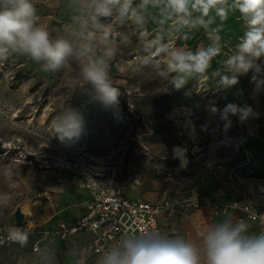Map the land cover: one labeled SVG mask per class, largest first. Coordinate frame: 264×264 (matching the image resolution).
I'll use <instances>...</instances> for the list:
<instances>
[{"label":"rangeland","instance_id":"374dc122","mask_svg":"<svg viewBox=\"0 0 264 264\" xmlns=\"http://www.w3.org/2000/svg\"><path fill=\"white\" fill-rule=\"evenodd\" d=\"M136 2L139 3V0ZM45 15L39 17V22L47 25L50 34L53 37L64 35V28L72 16L68 0H60V15H54V12ZM111 26L117 31L129 33L132 41L127 47L121 46L120 53L110 66L113 84L121 92L120 119L91 98L89 86H83V82L78 80L79 66L75 61L71 62L70 69L47 73L25 56L13 55L0 62V195L13 198L10 206L0 209V224L6 229L10 226L23 229L33 226L42 230L45 226L54 225L58 219L75 216L76 209L85 199L84 185L89 165L119 169L122 173L119 182L127 175L140 176L141 183L135 190L141 198L163 207L160 213L162 234L164 232L169 236H176V230L181 229L184 223V216L178 212L184 211L180 210V206L177 211L167 208L180 197L179 182L191 179L206 184L209 179L205 173L217 174L213 166L221 165L227 171L230 162L234 160L236 164L240 155V158L244 154L250 157V162L246 164L249 171L240 167L237 172H230L236 180L233 187L226 184V173L217 176L209 185L217 182L235 192L243 190L240 199L249 200L252 194L254 197L251 200L255 196L264 198V188H259L264 182L252 183L250 179L255 162L264 161V138L259 140L258 145H253L252 140L236 139L247 126L249 129L252 127L254 135L255 132L264 133V89L251 97L255 88L251 82L252 75L239 79L244 81L238 84L242 87L240 92L235 93L233 86L213 93L211 87L216 86V78L212 77V73L221 66L212 61L207 73L210 82L193 77L177 90L170 78L164 80L149 69L134 71L136 57L142 51L139 34L131 25L119 26L112 21ZM157 29L158 24L146 25L149 33ZM202 34L199 30L187 41L175 38L171 43L175 47L195 51L206 45ZM236 94L239 102L235 103L250 106L255 118L249 117L243 123L237 119L236 124L240 123V128L236 124L231 125L221 139L222 120L216 114L214 117L209 108L223 109L228 103H234ZM65 104L78 109L83 117L79 139L68 144L53 136L51 128L52 120ZM181 106L192 107L191 118L196 131L191 137L183 134L178 124L183 119L179 112ZM247 121L249 123L245 126ZM205 122H209L206 130ZM174 145L188 149L190 162L185 169L179 167L172 157ZM254 147L256 151L251 153L253 150L250 149ZM6 173H12V178H7ZM237 180L240 182L237 183ZM54 184H58L59 188L66 185L71 191H49L48 187ZM44 191L49 192V198H45ZM24 202H33L34 215L29 222L17 224L13 211ZM50 218L55 221L48 223ZM69 243L60 239V264H78L81 257L84 264H95L98 256L89 251L87 239L82 243L79 238H72L71 246ZM16 245L20 246H9Z\"/></svg>","mask_w":264,"mask_h":264},{"label":"clouds","instance_id":"9594fccd","mask_svg":"<svg viewBox=\"0 0 264 264\" xmlns=\"http://www.w3.org/2000/svg\"><path fill=\"white\" fill-rule=\"evenodd\" d=\"M68 6L72 16L64 35L53 37L47 25L39 22L33 0H0V62L13 55L25 56L47 73L70 69L75 61L78 80L89 86L91 98L120 119L121 92L113 84L110 66L121 46L132 41L129 33L112 27V21L134 26L139 34L142 51L134 71L149 69L164 80L170 78L179 90L189 79L207 74L212 61L224 54L220 27L213 25L235 12L245 30L235 50L212 73L216 89L232 88L249 72L255 91L264 89V0H68ZM150 19L158 24L152 33L146 30ZM199 30L209 42L195 51L171 43L175 38L187 41ZM209 111L220 115L225 129L231 126V116L243 123L252 115L250 106L235 103L222 110L211 106ZM51 128L61 143L74 142L82 133L83 117L78 109L65 104ZM6 177L11 179L12 173ZM12 200L0 195V209L10 206ZM6 233L7 241L22 247L29 241V231L21 227L10 226ZM51 260L47 248L36 252L35 264H51ZM78 264H84L83 257ZM95 264H264V232L251 233L245 220L231 217L210 224L196 241L145 226L103 249Z\"/></svg>","mask_w":264,"mask_h":264},{"label":"built area","instance_id":"2783aa9c","mask_svg":"<svg viewBox=\"0 0 264 264\" xmlns=\"http://www.w3.org/2000/svg\"><path fill=\"white\" fill-rule=\"evenodd\" d=\"M238 19L240 17L238 16ZM242 21V20H241ZM243 23V22H242ZM216 27V25H213ZM204 36V42L208 44V38L206 33L202 30ZM240 36L234 41L222 40L224 45L223 53L221 56H218L213 60L222 66V61L226 59V55L230 54L235 50V46L240 41ZM218 66V65H217ZM248 74L252 75L251 72ZM247 74V75H248ZM246 75V76H247ZM246 76H241V79H244ZM205 77H208L207 74L203 75L200 80L205 81ZM236 84L234 87L239 89L240 87ZM241 90V88L239 89ZM213 93L215 88H212ZM255 88L252 90L253 95H257ZM239 97L234 96V103L239 102ZM236 104V103H235ZM242 106V104H240ZM221 107V104L219 105ZM222 110V108H220ZM213 115V114H212ZM215 117V115H213ZM217 118H220V115L216 114ZM230 117L231 125H235L238 121V118L235 116ZM168 119V116H165ZM221 128V139L225 137L224 134L229 130L225 129V122L220 121ZM237 125V124H236ZM248 125V121L245 122V126ZM240 137H243V134L250 136L252 133L249 129V126L245 127V130L242 131ZM234 150L237 152L236 147ZM250 162V157L242 162L234 164L232 166L231 172L240 167L244 168L246 171H249L246 164ZM217 168H220L218 165ZM88 177L85 182V199L83 203L79 206L77 216L70 220L59 219L52 226H45V229H39L37 227L29 226L24 228L29 231V241L32 251H38L40 249L39 240L36 237L42 236L44 234L53 233L60 239H68L74 234L84 233L89 234L90 239L88 241V249L91 253L99 255L101 251L107 248L109 245L117 241L121 236L126 233L138 232L142 227H154L162 233L159 217H160V206L155 203L138 199L130 198L125 195L124 190L127 186L137 187L141 183V177L133 174L122 181H118V178L122 175L121 171L115 167L103 168L99 166L89 165L87 169ZM259 188L262 187V184L259 185ZM240 196L244 193L243 190L237 192ZM250 196L249 200H251ZM243 202L242 209L244 210L246 217L250 220L257 221L260 225V232H264V204L260 205L261 210H255L252 208L249 200L241 199ZM254 200V199H253ZM208 201L207 196L196 195L192 197L189 201L188 207L196 208ZM168 205V204H166ZM225 204L222 202H213L212 207L214 210H222ZM173 208L175 205L172 202L168 205L167 208ZM6 228L0 224V247L9 246L17 243H12L6 239ZM33 235H35L33 237Z\"/></svg>","mask_w":264,"mask_h":264},{"label":"crops","instance_id":"0c3cea01","mask_svg":"<svg viewBox=\"0 0 264 264\" xmlns=\"http://www.w3.org/2000/svg\"><path fill=\"white\" fill-rule=\"evenodd\" d=\"M33 2L35 6L37 7L39 17L46 16L45 13L47 12L49 13L54 12V15L56 14L60 15V0H33ZM54 8H57V10ZM52 9H54L55 11H50ZM151 12L153 14H156L155 9H152ZM238 16H239L238 13L233 12V13H230L227 16V18L224 19L223 21H220L219 19H217L214 25L216 26L219 25L220 27L221 40H227V41L232 42L236 40L239 36L240 37L243 36L245 28H244L242 21L238 19ZM147 24H157V23L150 19ZM202 37H203V34H202ZM203 42H204V39H203ZM262 61H264V59H262ZM208 81L210 82V80ZM257 93L258 92H256V94ZM190 109H192V107ZM255 110L259 114V111L257 109ZM250 118L253 119L255 117L251 115ZM204 125H205L204 130H206V128L209 125V122H205ZM251 133L252 134L250 136L243 134V135H246V137L244 136L240 137V134H239L236 137V139L239 141H241V139L245 141L252 140L253 145H258L259 140L264 138V133H262L261 135L260 133L258 134L257 132H255V135H254L252 131ZM250 150H253L251 151V153H255L256 151L255 147ZM245 155L246 154H244L242 158H240L241 156L240 155L239 158L237 159L238 162L236 163H239L242 159L243 160L246 159ZM235 156H236V153H234L233 157ZM252 156L254 157L255 154ZM233 161L230 162L231 164L230 166L228 165L226 167L227 171L221 165L219 169H217L216 166H213V170H217V174H213L211 172L205 173V177L209 179V181L206 184H201L191 179L186 180L184 182H179L178 192H179L180 197L174 200L172 204H174L175 207H177V208L174 207V210L178 209L179 206L181 207L180 210H184L183 212L178 211L179 214L184 216V223L181 229L176 230L177 232L176 236H180V237H184L189 240L196 241L203 234L204 229H206L210 224L220 222L222 219L227 218V217H231L234 219H243L249 224V231L251 233L260 232L259 223L254 220H250L246 217V214L241 207L243 204L242 203L243 201L240 199V195L237 192L230 190L229 187H226L225 185H223L222 187V185H218L219 183L217 182L215 184L212 183L211 185H209L211 181L217 178V176L219 175L222 176L223 174L226 173L228 174V178L226 179L225 182L229 186L233 187L236 184V180L233 178L232 174H230L232 170V166H234L235 164ZM237 171L238 169L233 170V172H237ZM251 174H253V177L250 178L252 183L253 182L260 183L261 180H264V161L262 160L256 161L255 165L253 166L251 170ZM135 188L136 187L125 188L124 190L125 195L130 198H138V199L146 200L144 198H141L140 193L137 192ZM48 189L49 191H63L64 193L65 192L69 193L71 191V188H69L66 185H61L59 188L58 184H54L48 187ZM196 195L207 196L208 201L196 208H188L190 199ZM213 202H222L225 204L224 206L225 208H223L222 210L216 211L212 207ZM249 202L251 203V200H249ZM262 204H264V198H258L257 196H255L254 200H252V203H251L252 208L255 210H261L260 205ZM78 210H79V206L76 209L75 216L69 217V218L66 217L64 218V220L69 219L67 221H70L74 219L78 214ZM181 219H182V216H180V220ZM49 221L50 223H53L55 220H53V218H50L48 219L47 222L49 223ZM159 221H160V217H159ZM160 225H161V222H160ZM72 238H79L80 242L83 243L84 240L86 241V239H87V242L89 241L90 235L84 234V233H77L68 239H65V240L62 239V241H65L68 243L70 242L68 245L71 246ZM39 245H40V249L47 248L51 252L52 254L51 264H60V238H58L53 233L44 234L40 237ZM36 252L37 251L31 250L30 244H27L26 246H23V247L17 246V245L16 246H3V247H0V264H35Z\"/></svg>","mask_w":264,"mask_h":264},{"label":"bare ground","instance_id":"6f19581e","mask_svg":"<svg viewBox=\"0 0 264 264\" xmlns=\"http://www.w3.org/2000/svg\"><path fill=\"white\" fill-rule=\"evenodd\" d=\"M239 79H241V78H239ZM208 80H209V78L205 77V81L208 82ZM239 83L241 85L244 83V81L241 82V80H239ZM216 86H213L211 88H215V91H217V92H221L223 90V89L217 90ZM238 86L239 85H237V87ZM240 88H242V87H240ZM234 89H235V93L240 92L239 89H237L235 87H234ZM234 96H236L237 98L239 97L237 94ZM179 112H180V115L183 117V119L178 121L179 126L182 127V133L185 134L186 136H189V137L193 136L196 129H195V124L193 122V119L191 118L192 114H191L190 109H188L187 107L181 106L179 108ZM237 126H239V128H240V123H238ZM246 153L248 154V152H246ZM172 157L176 159L179 167H181L182 169H185L190 162L189 157H188V149L182 145H174L172 147ZM46 167H49V166H46ZM99 167H101V166H99ZM29 170H30V167L27 168V171H29ZM57 181H60V179H58ZM237 182H240V181L237 180ZM260 182L262 183V182H264V180H261ZM127 187H132V186L129 185ZM262 187H264V183H262ZM43 194H44L45 198L50 197L49 192H47V191H44ZM32 203L24 202V203H21L18 205V208L24 214V221L25 222H29V219L34 215L32 207H31ZM162 208L163 207L160 206L161 211H162Z\"/></svg>","mask_w":264,"mask_h":264},{"label":"water","instance_id":"95a60500","mask_svg":"<svg viewBox=\"0 0 264 264\" xmlns=\"http://www.w3.org/2000/svg\"><path fill=\"white\" fill-rule=\"evenodd\" d=\"M13 218L17 224L24 221V214L18 207H16L13 211Z\"/></svg>","mask_w":264,"mask_h":264}]
</instances>
